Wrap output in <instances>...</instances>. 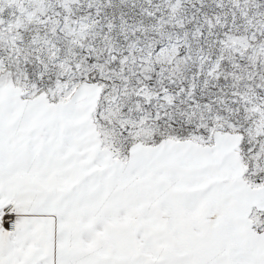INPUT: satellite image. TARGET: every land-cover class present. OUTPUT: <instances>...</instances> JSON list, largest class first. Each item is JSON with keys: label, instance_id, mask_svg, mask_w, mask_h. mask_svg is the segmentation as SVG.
<instances>
[{"label": "snow or ice", "instance_id": "snow-or-ice-1", "mask_svg": "<svg viewBox=\"0 0 264 264\" xmlns=\"http://www.w3.org/2000/svg\"><path fill=\"white\" fill-rule=\"evenodd\" d=\"M0 264H264V0H0Z\"/></svg>", "mask_w": 264, "mask_h": 264}]
</instances>
